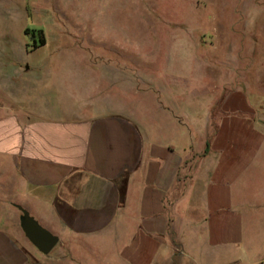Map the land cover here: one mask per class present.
Segmentation results:
<instances>
[{
	"label": "crops",
	"instance_id": "0c3cea01",
	"mask_svg": "<svg viewBox=\"0 0 264 264\" xmlns=\"http://www.w3.org/2000/svg\"><path fill=\"white\" fill-rule=\"evenodd\" d=\"M227 45L197 105L179 86L148 100L120 63L61 67L52 88L49 69L12 68L0 88V264H264V74L259 62L236 72L246 52ZM16 204L59 236L49 254Z\"/></svg>",
	"mask_w": 264,
	"mask_h": 264
},
{
	"label": "rangeland",
	"instance_id": "374dc122",
	"mask_svg": "<svg viewBox=\"0 0 264 264\" xmlns=\"http://www.w3.org/2000/svg\"><path fill=\"white\" fill-rule=\"evenodd\" d=\"M40 30L46 43L37 47ZM229 44L246 52L236 72L255 75L259 62L264 74V0H0V88L15 66L49 69L52 88L61 67L120 63L136 73L132 87L135 78L146 84L148 100L157 85L164 93L179 86L180 100L197 105L222 73L220 53ZM71 73L79 80L77 69Z\"/></svg>",
	"mask_w": 264,
	"mask_h": 264
},
{
	"label": "water",
	"instance_id": "95a60500",
	"mask_svg": "<svg viewBox=\"0 0 264 264\" xmlns=\"http://www.w3.org/2000/svg\"><path fill=\"white\" fill-rule=\"evenodd\" d=\"M16 206L22 212L20 224L25 235L40 252L49 254L59 243V236L42 226L22 205L16 204Z\"/></svg>",
	"mask_w": 264,
	"mask_h": 264
},
{
	"label": "trees",
	"instance_id": "16d2710c",
	"mask_svg": "<svg viewBox=\"0 0 264 264\" xmlns=\"http://www.w3.org/2000/svg\"><path fill=\"white\" fill-rule=\"evenodd\" d=\"M33 37H35V34H34V36ZM38 37H39V42H36V39H34V41H35V45L38 47L39 45H44L45 43H46V40H45V37L43 36V32H42V30H40V32H39V35H38ZM38 43V44H37Z\"/></svg>",
	"mask_w": 264,
	"mask_h": 264
}]
</instances>
